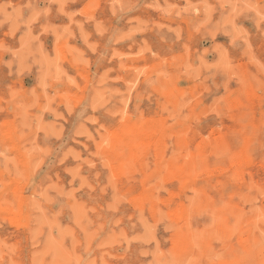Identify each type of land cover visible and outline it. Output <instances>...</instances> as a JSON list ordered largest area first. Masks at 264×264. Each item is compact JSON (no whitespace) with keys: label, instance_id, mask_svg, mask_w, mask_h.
<instances>
[{"label":"rangeland","instance_id":"374dc122","mask_svg":"<svg viewBox=\"0 0 264 264\" xmlns=\"http://www.w3.org/2000/svg\"><path fill=\"white\" fill-rule=\"evenodd\" d=\"M0 264H264V0H0Z\"/></svg>","mask_w":264,"mask_h":264}]
</instances>
